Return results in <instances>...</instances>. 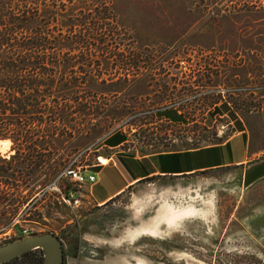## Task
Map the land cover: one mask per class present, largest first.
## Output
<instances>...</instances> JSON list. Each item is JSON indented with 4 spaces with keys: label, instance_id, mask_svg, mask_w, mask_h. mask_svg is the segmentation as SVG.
<instances>
[{
    "label": "rangeland",
    "instance_id": "obj_1",
    "mask_svg": "<svg viewBox=\"0 0 264 264\" xmlns=\"http://www.w3.org/2000/svg\"><path fill=\"white\" fill-rule=\"evenodd\" d=\"M111 5L133 48L166 59V74L150 81L140 110L111 128L77 133L71 142L76 152L67 161L79 154V164H94L105 153L96 150L112 134L124 135L121 149L143 155L216 145L241 128L246 163L143 182L120 198L114 215L122 209L130 227L148 225L151 264H264V178L241 187L244 170L264 160V0H111ZM1 143L6 146H0V156L12 155L9 142ZM19 170H10L16 192L0 179L6 200L0 201V246L45 233L59 240L80 233L82 218L93 210L84 189L66 179L53 189L50 182L21 204L26 192L19 188ZM67 191L73 194L68 204L62 199ZM41 254L33 250L6 264H36Z\"/></svg>",
    "mask_w": 264,
    "mask_h": 264
},
{
    "label": "trees",
    "instance_id": "obj_2",
    "mask_svg": "<svg viewBox=\"0 0 264 264\" xmlns=\"http://www.w3.org/2000/svg\"><path fill=\"white\" fill-rule=\"evenodd\" d=\"M111 6V0H0V141L13 152L0 156V179L16 192L10 170L20 167L21 204L75 157L67 161L77 133L111 128L140 110L150 81L166 74V59L137 52ZM110 138L126 142L120 133L102 141Z\"/></svg>",
    "mask_w": 264,
    "mask_h": 264
},
{
    "label": "crops",
    "instance_id": "obj_3",
    "mask_svg": "<svg viewBox=\"0 0 264 264\" xmlns=\"http://www.w3.org/2000/svg\"><path fill=\"white\" fill-rule=\"evenodd\" d=\"M169 117L166 114V120H172ZM244 135L245 132L238 128L227 140L216 145L148 155L121 149L125 142L119 139L110 138L109 144L102 141L96 151L105 153L97 155V162L88 170L94 182L80 186L84 189L82 196L86 204L93 210L82 218L80 233L61 240L64 264H151L147 248L153 236L147 232L148 225L130 227L122 209L117 210L115 217L120 198L143 182L176 180L241 166L247 160ZM124 231L129 233L125 235ZM119 232L123 237H119ZM130 243L131 247L123 250Z\"/></svg>",
    "mask_w": 264,
    "mask_h": 264
},
{
    "label": "water",
    "instance_id": "obj_4",
    "mask_svg": "<svg viewBox=\"0 0 264 264\" xmlns=\"http://www.w3.org/2000/svg\"><path fill=\"white\" fill-rule=\"evenodd\" d=\"M264 178V160L244 170L241 187L244 189ZM39 249L41 264H62V247L56 236L50 233L33 235L0 246V264L14 260L23 254Z\"/></svg>",
    "mask_w": 264,
    "mask_h": 264
},
{
    "label": "built area",
    "instance_id": "obj_5",
    "mask_svg": "<svg viewBox=\"0 0 264 264\" xmlns=\"http://www.w3.org/2000/svg\"><path fill=\"white\" fill-rule=\"evenodd\" d=\"M78 158H79V154H77L67 164V166L57 174L56 178L49 184L50 188L54 189L57 182L63 179L68 180L76 189L80 188L82 184H89V185L93 184L94 177L88 172V170L91 168V165L79 164L77 162ZM72 198H73V194L69 191H67L62 197L63 202L66 204H68ZM73 202L76 203L77 201L74 200Z\"/></svg>",
    "mask_w": 264,
    "mask_h": 264
},
{
    "label": "flooded vegetation",
    "instance_id": "obj_6",
    "mask_svg": "<svg viewBox=\"0 0 264 264\" xmlns=\"http://www.w3.org/2000/svg\"><path fill=\"white\" fill-rule=\"evenodd\" d=\"M59 240V239H58ZM60 241V243H61V240H59ZM61 247H62V244H61ZM37 250H39V249H37ZM42 253V252H41ZM41 260H42V258H41ZM3 264H6V263H3ZM40 264H41V261H40ZM62 264H64V259H63V250H62Z\"/></svg>",
    "mask_w": 264,
    "mask_h": 264
},
{
    "label": "bare ground",
    "instance_id": "obj_7",
    "mask_svg": "<svg viewBox=\"0 0 264 264\" xmlns=\"http://www.w3.org/2000/svg\"><path fill=\"white\" fill-rule=\"evenodd\" d=\"M0 146H1V148H2V147H5V146H6V144H2V143H1V145H0ZM2 149H3V148H2ZM4 150H5V149H4ZM0 151H1V150H0ZM153 230H154V229H153ZM149 233H150V232H149ZM149 235H150V234H149Z\"/></svg>",
    "mask_w": 264,
    "mask_h": 264
}]
</instances>
